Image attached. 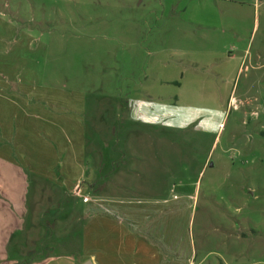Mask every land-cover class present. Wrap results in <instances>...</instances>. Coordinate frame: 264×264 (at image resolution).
<instances>
[{"label":"rangeland","instance_id":"1","mask_svg":"<svg viewBox=\"0 0 264 264\" xmlns=\"http://www.w3.org/2000/svg\"><path fill=\"white\" fill-rule=\"evenodd\" d=\"M5 46L43 86L84 94L89 144L122 149L101 173L121 203L176 189L192 208L195 264H264V0H0ZM42 185L17 189L26 259L8 245L0 264L56 246L61 212L50 217Z\"/></svg>","mask_w":264,"mask_h":264},{"label":"crops","instance_id":"2","mask_svg":"<svg viewBox=\"0 0 264 264\" xmlns=\"http://www.w3.org/2000/svg\"><path fill=\"white\" fill-rule=\"evenodd\" d=\"M7 61L15 66L8 68ZM18 61L17 53L0 47V262L8 259V245L18 247L9 259H26L20 252L22 240H17L24 228L17 189L35 180L43 183L42 201L51 204L46 208L50 217L60 212L61 216L49 224L59 232L54 235L56 246L47 242L36 247L30 252L34 261L28 264L56 263L55 249L60 247L57 261L67 264H195L194 244L187 232L192 208L183 201V193L171 189L150 202L121 203L118 180L103 178L101 173L106 165L117 164L116 154L122 149L89 144L84 94L43 86L37 67L29 66L24 72ZM56 108L66 114L61 116ZM135 115L144 122L143 111L131 109L129 116ZM89 145L96 150L105 147L104 158L102 152H88ZM103 162H107L104 167ZM6 200L15 206L10 212ZM32 223L25 227L37 229ZM41 229L43 239H51L49 229Z\"/></svg>","mask_w":264,"mask_h":264},{"label":"water","instance_id":"3","mask_svg":"<svg viewBox=\"0 0 264 264\" xmlns=\"http://www.w3.org/2000/svg\"><path fill=\"white\" fill-rule=\"evenodd\" d=\"M83 264H92L91 262H89V261H86V262H84Z\"/></svg>","mask_w":264,"mask_h":264}]
</instances>
